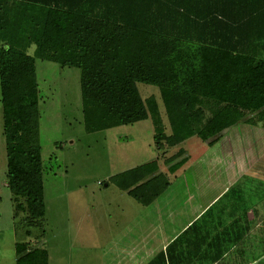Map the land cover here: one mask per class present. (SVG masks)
Instances as JSON below:
<instances>
[{
	"label": "trees",
	"instance_id": "1",
	"mask_svg": "<svg viewBox=\"0 0 264 264\" xmlns=\"http://www.w3.org/2000/svg\"><path fill=\"white\" fill-rule=\"evenodd\" d=\"M14 1L19 3L0 16L6 181L12 198L23 199L34 219L45 214L37 59L79 70L81 112L90 133L150 117L157 145L192 137L211 145L245 115L264 119V0ZM138 84L158 88L169 135L155 100L143 101ZM144 166L126 172V185L118 186L145 205L169 183L163 175L144 182L157 169ZM15 254V264H48L45 249L16 244Z\"/></svg>",
	"mask_w": 264,
	"mask_h": 264
},
{
	"label": "rangeland",
	"instance_id": "2",
	"mask_svg": "<svg viewBox=\"0 0 264 264\" xmlns=\"http://www.w3.org/2000/svg\"><path fill=\"white\" fill-rule=\"evenodd\" d=\"M33 51L32 46L27 53L31 55ZM35 68L39 91L37 135L43 164L45 214L35 219L30 217L25 201L13 199L7 188L0 104V264H15L16 244L23 245L26 251L45 249L49 256L48 264H108L118 258L120 250L117 246L103 249V233L117 242L121 239L119 230L126 222L128 232L124 235L133 239L137 235L134 233L137 232L136 225L141 223L140 215L137 216L136 213L134 217L131 209L126 204L123 205L126 192L118 184H126H123L121 177H128L126 172L129 173L135 167L139 169L144 165H158L152 161L157 158L159 151L164 150L156 149L159 145L154 143V125L150 117L127 126L88 132L81 112L79 70L63 68L57 62L39 59L36 60ZM137 88L143 98L151 94L155 96L163 128L170 134L158 88L144 84H138ZM231 128L239 129L240 133L247 128L255 131V128H264V119L261 122L257 115H245L242 121ZM239 131L233 135L237 136ZM228 137L230 136H224V139L211 145L198 137H192L176 145L175 150L165 152L166 157L159 159L161 162L176 161L177 156L182 154L190 157L185 165L187 167L183 179L174 182L164 194L165 197L156 202L159 208L153 222L156 221L163 232H169L168 227L172 224L179 226L187 221L191 216L190 212H186L187 207L194 212L197 204L208 203L223 188L226 194L231 187L233 189L218 201L210 213L222 207L226 201L234 202L233 205L239 210V200L243 204L246 200V208L249 207L247 211H254L257 215V218L254 216L255 220L261 219L264 222V148L261 149L259 144L262 143L264 147L263 133L258 143L255 136H250L256 144L252 148L254 154L247 150L245 138L241 139L244 146L236 151L232 149L233 141L231 143ZM240 159L246 163L255 159V162L250 170L243 173L242 164L238 162ZM243 164L246 169L244 161ZM144 169H141L142 173ZM233 169L234 175L238 176L236 180L231 177ZM145 171L148 172L149 169ZM139 173L142 174L140 170ZM148 178L150 177L143 181ZM140 191L142 188L137 190ZM174 192L183 193L184 196L173 198L175 205L172 206L173 201L166 198ZM197 195L199 198H196ZM161 203L168 204L170 209L167 210L166 205L160 208ZM120 206L126 212L123 213ZM175 208L179 209L178 212ZM165 209L167 212H164ZM181 212L183 213L180 214ZM225 215V220L230 218L228 213ZM209 216L198 221V225L206 224ZM254 225V235L250 237L253 252L241 264H264V223L263 226L257 223ZM206 228L208 231L213 227ZM202 236L204 245L201 247H208L211 236ZM161 240L158 236V241ZM196 242L200 241L197 239ZM102 250H105L104 255Z\"/></svg>",
	"mask_w": 264,
	"mask_h": 264
},
{
	"label": "crops",
	"instance_id": "3",
	"mask_svg": "<svg viewBox=\"0 0 264 264\" xmlns=\"http://www.w3.org/2000/svg\"><path fill=\"white\" fill-rule=\"evenodd\" d=\"M14 2L17 4L19 3L14 0H0V16L3 17V15H5V13L9 11V9H12L13 8L12 4ZM139 94L143 101H145L148 98H153L158 106V102L154 95L151 94L149 97L143 98V96L141 95V91H139ZM160 102L162 103L161 97H160ZM158 112H159V106H158ZM164 113L166 115L165 109H164ZM238 131L239 129H235V130L233 128L226 129L222 132L220 139L218 141L224 139V136H230L228 137V139H230L231 143L233 141V144L231 146L232 149L239 151V149L242 146H244L242 144L243 142L241 139L245 138L244 143L247 150L249 151L250 154H254L252 148L256 144L255 141L250 136L252 135L255 136L257 138V143H258V140L259 141L261 140L262 133L264 136V128H255V131H253L251 128H247L245 131L241 133L239 131L237 136L233 135L236 134ZM154 134H155V130H154ZM165 134L169 135L166 133V131ZM234 137L235 140H233ZM247 139L251 141V144H248ZM262 139L264 140V138ZM252 141L254 142L252 143ZM154 143L155 145L157 144L156 141H154ZM259 144L261 146V149L264 148L262 146V143ZM159 146H156L157 151L160 149H163L164 151L162 152L159 151V155L157 156V158L154 161H152L155 164H158L156 165L157 169L154 172L146 175V177H150L151 179H154L163 175L165 176L169 185L164 190L160 191L157 194V196L156 194H151L148 197L149 202L145 205L139 202L137 199L133 198L128 193V191L124 190L126 192L124 196L126 197L123 205L126 204L127 207L131 209V212L134 213L133 215L134 217H136V213H138L137 216L140 215L139 221L141 220V223L136 225L137 232L134 233H137V235H135V238L133 237V239L128 238L124 235V233L128 232L127 231L128 224L125 226L126 222L122 224L123 226L119 230L120 232L119 235L121 239H119L117 242L116 240H112L110 237H108L106 234L103 233L102 236L103 249H109L110 247L117 246L120 250V252L117 253L118 258H114L110 263L111 264H241L244 261V259L248 257L249 253L253 252L252 251L253 242L250 241L252 239L250 237L254 235V230H255L254 223L263 226L264 222L261 219L255 220L254 216H256L257 218V215H255L256 213L254 211L253 212L247 211L249 207L246 208L247 206L245 205L246 200L244 204L239 200V205L241 204L239 210H237L235 208L236 206L233 205L235 204L234 202L226 201V204H223L222 207L220 206L216 211L210 213V211L213 209V207H215L218 201L221 200V198L227 196L229 191H231L233 187H231L229 191L226 192V194L224 193L225 189L223 188V190L221 192H218L217 195L208 203H204L201 205L197 204L196 206L197 209L194 210V212L190 211L191 210L190 207H187L186 212L187 214H189L190 212L191 216L188 217L187 221H184V223L180 224L181 226L180 225L177 226V224L176 225L172 224L170 227H168L169 232H167L166 230L165 232H163L162 227L158 226L156 224V221L153 222L154 217H156L157 215L156 212L157 208H159L158 205H156L157 204L156 202L161 197H165L164 194H166L167 190L174 182L183 179L184 173L186 171L185 168L187 167L185 165H187L190 160L189 159L190 157L187 156V154H182L179 157L177 156V159H175L176 161L171 160V161L161 162L159 161V159L161 157H166L165 152L173 151L177 147L167 146L165 144H163L162 147ZM168 147L170 149H168ZM249 153L247 154L250 157ZM184 158L186 159V162L174 173H170L169 168L173 164H176L177 162L181 161ZM243 161L247 166L246 169H245V165L243 164ZM238 162H241L242 164L241 166L243 167V169L241 171L243 173H246L247 169L248 170L251 169V165L254 164L255 159L253 161H250L249 163H246V161L243 159H240V161ZM234 164L235 163H233V166ZM163 173H166L167 175H164ZM232 173L233 174L231 175V177L233 176L234 179L236 180V177L238 178V176L234 175L235 173L234 169ZM174 193L173 195H170L166 199H170L173 201V198L176 199L175 198L176 196L178 198H183L184 196L183 193H176V192ZM197 197L199 198L198 195L196 196V198ZM238 199L239 197L237 198V200ZM186 200L188 199L186 198ZM164 205H166L167 210L170 209L169 207H167L168 204L164 203ZM164 205L163 203H161L160 208H162V206ZM174 205L175 203L173 201L172 206ZM120 208L123 213L126 212L125 209H122V206H120ZM229 208L231 209L228 212ZM175 210L178 212L179 209L175 208ZM164 212H167L166 209L164 210ZM182 213L183 212H181L180 214ZM226 213H228L230 217L227 220L224 219ZM208 215L210 216L207 219V221L206 222L203 221L206 224L198 225L199 223L198 221L200 220L202 221V219L205 216L207 217ZM132 221H134V218ZM206 227H210V228L213 227V228L208 230L209 231L208 233ZM216 228H218L219 232H216L217 231ZM159 232H161V234H158ZM163 233L164 236L162 235ZM203 234H205L207 237L211 236L210 237L211 241L208 243V247L205 246L201 247L202 244L204 245V236H202ZM158 236L162 238L160 242L158 241ZM197 239L200 241L199 243L196 242ZM104 251L105 250H102L103 255L105 253ZM238 261H240V263ZM48 263H49V258H48ZM102 264H106V262Z\"/></svg>",
	"mask_w": 264,
	"mask_h": 264
}]
</instances>
